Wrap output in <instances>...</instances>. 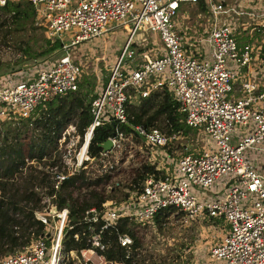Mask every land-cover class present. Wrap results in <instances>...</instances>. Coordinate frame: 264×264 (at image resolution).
I'll list each match as a JSON object with an SVG mask.
<instances>
[{"label": "built area", "instance_id": "2783aa9c", "mask_svg": "<svg viewBox=\"0 0 264 264\" xmlns=\"http://www.w3.org/2000/svg\"><path fill=\"white\" fill-rule=\"evenodd\" d=\"M31 1L36 7L34 22L43 27L48 37L59 40L62 48L69 45L63 34L75 27L70 44L102 36L115 27L128 29L116 61L109 66L106 80L91 100L89 124L80 132L74 117L37 164L53 188L94 162L96 155L90 153L89 145L97 126L115 122L109 136L113 141L110 150L116 153L125 140L133 143L119 128V124L129 121L126 102L132 96L168 90L184 113L185 122L207 134L213 144L181 154L163 173L148 174L140 190L131 192L127 200L106 198L100 206L85 209L83 219L91 230L88 238L91 246L82 248L80 253L75 251L76 254L74 250L62 252L68 208L58 207L54 193H46L45 187L34 185L40 197L34 216L44 224V235L31 237L15 251L2 255L0 264H66L69 259L72 264H126L107 258L100 251L105 247L100 231L114 225L121 216L133 220L137 226L151 223L150 218L163 207H172V212L180 213L185 220L223 217L228 227L212 243L211 259L222 260L224 264H264V176L244 156L248 146L263 144L260 148L264 150V82L250 77L253 68L264 70V53L261 44L246 41L239 45L235 25L219 17L221 13L242 11L231 1L205 0L212 18L210 28L202 38L189 36L194 38L191 42L194 49L190 50L184 46L190 39L175 15L181 2L197 0ZM5 2L0 0V5ZM249 2L250 13L264 19V0ZM139 29L158 31L159 44L144 45L145 36L139 43L134 38ZM198 42L206 44L207 50L202 51ZM49 57L33 61L35 66L30 67L25 79L7 78L0 83V127L6 119H30L38 105L77 89L82 73L80 63L65 54L44 67ZM124 59L134 61L124 64ZM236 124L246 127L247 132L241 135ZM134 129L148 145L163 148L179 135L168 134L154 124L138 123ZM109 152L100 151L103 156L100 169L112 174L120 160H116L117 154ZM216 182H221L223 188L216 189L213 196L198 195V187L207 189ZM52 203L57 206L55 212L50 210ZM97 222H100L98 229ZM118 240L126 247L132 243L127 233L119 234Z\"/></svg>", "mask_w": 264, "mask_h": 264}, {"label": "trees", "instance_id": "16d2710c", "mask_svg": "<svg viewBox=\"0 0 264 264\" xmlns=\"http://www.w3.org/2000/svg\"><path fill=\"white\" fill-rule=\"evenodd\" d=\"M201 10L207 8L205 0L195 2ZM0 13H5L2 23L6 19L20 24L29 22L33 28L42 27L34 23L36 7L31 0H6L0 5ZM239 45L242 42L237 40ZM20 50L19 62L31 63L37 59L49 56L62 49L61 42L51 39L46 34L43 38H35L31 43L25 40L18 43ZM261 53H264V42L261 44ZM25 66V65H24ZM107 78V77H106ZM105 78V80H106ZM81 79V78H80ZM104 80V81H105ZM261 88V87H260ZM97 91L93 83L84 78L78 83L75 90L58 94L52 100L38 105L30 119H6L0 127V257L15 251L21 244L27 243L31 237L44 235V224L34 216V210L39 207V193L33 189L40 185L46 193L55 196L53 200L58 207L68 208V224L65 227L62 252L70 250L80 253L82 248H89L88 239L91 230L84 221L85 209L89 206H100L106 198H115L117 201L127 198L133 191H139L148 174L157 175L161 172L151 162H143L136 168L131 179L124 184L123 194L118 197L113 192L104 193L94 187L99 183H106L110 173L100 169L102 154L98 143L111 135L115 129V122L109 121L94 129L89 150L96 155L92 165L79 173L69 175L58 188H53L46 177V173L37 168L38 162L47 154L56 141L64 126L74 117L76 127L82 132L91 120L90 103ZM129 121L119 124L133 144L146 143L144 138L137 134L134 125L142 123L145 126L154 124L160 126L166 133L183 134L186 138L197 133V129L185 122L184 113L178 109V103L168 90H156L146 96L136 95L126 102ZM161 120L162 124L157 123ZM129 140L124 141V150ZM184 149V144H183ZM186 151V150H185ZM194 151V150H188ZM33 160L32 163L27 161ZM87 189L80 193L81 189ZM111 190V191H112ZM172 207L158 209L150 218V222L158 229L168 221ZM207 220L221 221L223 217L205 216ZM100 222H97L96 229ZM228 224H224V229ZM127 233L132 238L129 247L123 246L118 235ZM77 234V235H75ZM100 239L105 247L100 250L107 258L123 260L126 264H156L143 263L138 258V249L142 245L141 238L136 231V222L121 216L112 226L100 231ZM66 264H72L69 259Z\"/></svg>", "mask_w": 264, "mask_h": 264}, {"label": "rangeland", "instance_id": "374dc122", "mask_svg": "<svg viewBox=\"0 0 264 264\" xmlns=\"http://www.w3.org/2000/svg\"><path fill=\"white\" fill-rule=\"evenodd\" d=\"M230 1L237 10L242 12L239 14L235 12L221 13L219 17L231 21L235 25V35L242 44L246 41L262 44L264 42V25L262 24L264 19L250 13V10H252L250 0H226V2ZM184 11H187V14L184 13L187 15L186 18L180 14ZM210 15L207 9L201 10L196 3L184 1L180 4L175 20L180 24L179 26L185 27V35L188 38L189 35H193L194 38L198 37L199 39L204 37L206 31L210 28L212 20ZM5 16V13H0V73L18 71L19 76L14 80L17 81L25 79L30 67L34 68L35 66L33 62L25 64L19 62L20 50L18 43L23 40L31 43L35 38H43L45 32L43 27L33 28L29 22L19 25L6 19L5 23L1 24ZM74 29L76 27L63 34L65 41L69 44L68 47L57 49L58 51L50 54L51 58H47L43 66H50L57 61L58 56L69 54L82 67L79 82L86 78L93 83L94 90L98 91L109 73V66L116 61L120 53L128 35V29L115 27L106 31L102 36H95L70 44ZM146 35L148 40L143 42L144 45L154 47L159 44V33L156 30H150L146 33L144 30L139 29L134 38L141 43L142 36L146 37ZM194 38L189 39L192 41ZM198 47L202 51L207 50V45H204L203 42H198ZM188 49L192 50L191 48ZM134 59H124L123 63L131 64ZM5 73L0 74V83L6 82L9 78ZM250 77L258 82H264V70L253 68ZM237 94L235 92V95ZM161 122V120L157 121L159 125L162 124ZM235 128L240 130L241 135L247 132L245 131L246 127L241 126V124H236ZM196 129L197 133L194 135L186 138L183 134H180L171 141L168 147L164 148L144 143L128 144V141L127 151H123L124 143L121 144L119 153H116L114 149L109 150L110 155L117 154L116 160H120V162L116 170L109 175L108 181L99 183L94 188L105 193L113 192L112 188H115L114 193L120 197L124 192V184L131 179L141 163L151 162L157 168H160L161 173H163L169 165H172L181 154L188 152L189 149L197 151L202 148V145L213 144V140L207 134L198 128ZM262 145L248 146L244 150V156L250 158L264 176V150L260 148ZM221 187L223 188L222 183L216 182L207 189L198 187L197 192L201 197L213 196L216 189ZM192 189L195 188L192 187ZM86 190L82 188L79 192L74 190V193ZM122 200H127V198ZM224 224L221 221L207 220L205 217L185 220L180 213L177 214L171 211L168 215V221L164 223L161 229L156 228L152 223L136 225V231L142 243L138 249V258L142 259L143 263L156 264H224L222 260H213L209 255L212 243L218 241L226 231Z\"/></svg>", "mask_w": 264, "mask_h": 264}, {"label": "crops", "instance_id": "0c3cea01", "mask_svg": "<svg viewBox=\"0 0 264 264\" xmlns=\"http://www.w3.org/2000/svg\"><path fill=\"white\" fill-rule=\"evenodd\" d=\"M180 8V7H179ZM178 11H179V9H178ZM178 11H177V13H178ZM176 13V14H177ZM187 14V11H184V12H181L180 14H181V16L182 17H184V18H186V16L187 15H185V14ZM185 15V16H184ZM176 16V15H175ZM178 23V22H177ZM179 24V23H178ZM180 25V24H179ZM181 27V26H180ZM182 28V30L184 31V33H185V27H181ZM146 33L147 32H149V30H144ZM190 36V35H189ZM143 37V36H142ZM187 37V36H186ZM146 38H147V40H148V37H147V35H146ZM188 38V37H187ZM192 41H193V39H192ZM192 41H190V40H188V43L186 42L185 44H184V46L186 47H188V48H191L192 50L194 49L192 46V44H191V42ZM73 59V58H72ZM18 71H12V72H8V73H5V72H3V73H5V74H7V76L9 77V78H12V79H15V78H17L18 76H19V74L17 73ZM3 73H0V74H3ZM73 253H75L76 254V252L75 251H73Z\"/></svg>", "mask_w": 264, "mask_h": 264}, {"label": "water", "instance_id": "95a60500", "mask_svg": "<svg viewBox=\"0 0 264 264\" xmlns=\"http://www.w3.org/2000/svg\"><path fill=\"white\" fill-rule=\"evenodd\" d=\"M112 143H113V141H112V138L110 136H108L106 139L100 141L98 143V145L101 148V152L104 153V152L110 150L112 148ZM56 207H57L56 204L52 203L51 207H50L51 212H55L56 211Z\"/></svg>", "mask_w": 264, "mask_h": 264}]
</instances>
